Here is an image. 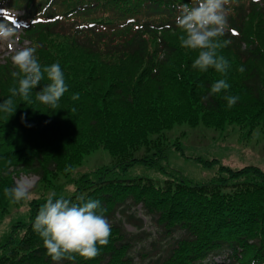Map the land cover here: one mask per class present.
Masks as SVG:
<instances>
[{
    "label": "trees",
    "instance_id": "obj_1",
    "mask_svg": "<svg viewBox=\"0 0 264 264\" xmlns=\"http://www.w3.org/2000/svg\"><path fill=\"white\" fill-rule=\"evenodd\" d=\"M196 4L197 0H0V12L23 11L18 18L19 42H26L22 47H36L42 67L59 63L67 86L57 109L36 100V92L49 83L45 78L32 90L31 103L17 96L14 114L0 113V218L14 204L4 189L13 187L19 174L31 173L57 198L73 203L79 202L77 197L98 200L111 224L109 243L98 256H77L59 264H138L132 252L141 239L126 230L121 217L132 219L127 211L138 205L161 227L163 236L173 237L147 264H201L221 253L229 260L221 264H264L260 167L220 164L215 174L198 180L182 174L161 182L119 178L136 163L166 172L159 160L172 143L165 134L177 125L219 131L237 125L248 134L258 129L264 135V0H230L225 6L231 31L226 30L221 40L231 43L219 54L229 63L226 74L194 69L198 53L180 45L176 17L183 5ZM14 70L10 57L0 59V103L16 86ZM219 79L230 88L209 95ZM225 95L239 100L229 108ZM99 148L111 156L110 164L80 174L73 189L60 196L63 184L55 185L58 177L67 176ZM47 196L30 200L27 219L13 223L0 240V264H56L32 228ZM178 231L183 236L174 238ZM146 252L138 254L147 257Z\"/></svg>",
    "mask_w": 264,
    "mask_h": 264
},
{
    "label": "clouds",
    "instance_id": "obj_2",
    "mask_svg": "<svg viewBox=\"0 0 264 264\" xmlns=\"http://www.w3.org/2000/svg\"><path fill=\"white\" fill-rule=\"evenodd\" d=\"M229 3L230 0H197L193 7L183 5L176 17V26L181 32L180 45L198 53L192 67L200 72L214 69L217 73L226 74L229 68L228 61L219 54L220 49L231 43L230 40H221L226 30L231 31L225 7ZM16 37L17 28L12 23V17H4L0 21V42L9 44L16 86L9 89L10 97L0 103V113L13 115L17 107L13 98L17 96L31 103L32 90L40 86L45 78L49 83L36 92V100L49 109L59 108V101L67 91L59 63L42 67L35 55L36 47L17 48ZM238 71L242 73L245 69L241 66ZM229 88L225 79H219L211 85L209 95L227 92ZM224 98L229 108L239 100L238 96L225 95ZM72 99H78V94ZM34 183V179L19 178L13 187L4 189V194L12 203H20L31 198ZM77 201L73 203L70 198H57L55 191L49 192L32 224L34 232L43 241L47 255L56 264L62 260L74 261L77 256L85 260L94 259L100 254V248L109 243L111 224L103 215L100 202L93 199L84 201L82 197H77Z\"/></svg>",
    "mask_w": 264,
    "mask_h": 264
},
{
    "label": "rangeland",
    "instance_id": "obj_3",
    "mask_svg": "<svg viewBox=\"0 0 264 264\" xmlns=\"http://www.w3.org/2000/svg\"><path fill=\"white\" fill-rule=\"evenodd\" d=\"M20 28L17 29V33ZM15 47L21 48L23 43H19L18 35ZM9 44L0 42V59L11 57ZM169 141L172 143L164 158L159 161L166 172L159 169L147 167L143 164L136 163L128 170L119 175L122 179H132L135 177L151 178L161 182L166 178H175V175H183L192 179H206L219 170L220 164L233 168H239L244 165H256L264 172V135L258 129L247 133L246 130L240 129L237 125H230L225 130L219 131L214 128H206L199 125L190 128L187 125H177L174 129L166 132ZM178 143H175V142ZM217 159L216 162L207 161ZM111 156L102 148L86 154L79 165L74 166L67 176H59L55 185L63 184L62 189L58 190L60 196H66L72 189L74 180L82 173L88 172L98 165L110 164ZM34 179V187L30 192V199L13 204L5 215L0 218V240L7 234L13 223L27 219L29 202L33 198L41 195H48L51 189H44L42 183L38 181L35 174H19L14 178L15 182L19 178ZM127 213L134 215L132 219L126 215L117 213L115 216L123 219L127 231L136 234L137 239L133 247L132 255L134 261L138 264L150 263L173 242V237L163 236L164 232L154 219L145 215L140 206L128 210ZM140 219L141 224L138 220ZM174 238L183 236L181 232H175ZM141 247H144L142 250ZM146 252L147 257H141L139 252Z\"/></svg>",
    "mask_w": 264,
    "mask_h": 264
},
{
    "label": "snow or ice",
    "instance_id": "obj_4",
    "mask_svg": "<svg viewBox=\"0 0 264 264\" xmlns=\"http://www.w3.org/2000/svg\"><path fill=\"white\" fill-rule=\"evenodd\" d=\"M235 34V33H234Z\"/></svg>",
    "mask_w": 264,
    "mask_h": 264
}]
</instances>
